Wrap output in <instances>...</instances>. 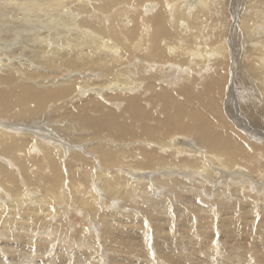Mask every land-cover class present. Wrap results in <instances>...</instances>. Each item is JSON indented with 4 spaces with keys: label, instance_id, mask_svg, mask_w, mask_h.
Masks as SVG:
<instances>
[{
    "label": "bare ground",
    "instance_id": "6f19581e",
    "mask_svg": "<svg viewBox=\"0 0 264 264\" xmlns=\"http://www.w3.org/2000/svg\"><path fill=\"white\" fill-rule=\"evenodd\" d=\"M188 1L0 0V51L6 49L9 57L25 59L0 58V118L19 119L7 123L16 131L0 126V264H81L70 256L65 244L61 246L62 241L70 243L73 238L83 245L79 234L88 237L82 231L75 233V226L73 229L65 218V200L70 195L65 189L78 174L74 171L69 178L67 166L60 164L65 155L60 154L57 143L65 128L57 127V121L60 105L67 106L74 97L88 93L90 103L78 118L80 124L92 128L93 135H111L121 143L144 139L141 146L123 147L110 139L112 144L88 148L89 158L96 154L106 166H115L116 174L112 171V177H106L107 190L130 196L140 188L142 197L154 194L147 196L151 209L138 221L127 215L114 218L119 215L117 210L100 211L93 217L102 215L99 233L105 242L107 235L125 236V226L131 224L129 234L137 237L133 242L140 245L145 241L140 248L143 264H152L150 247L145 248L150 227L158 251L155 249L164 255V262L156 264L168 260L173 264H264V146L250 144L235 129L233 113V120L224 115L222 83L218 81L223 76L186 70L220 66V53L226 48L223 39H214L215 27L201 20L204 13H212L214 5L219 8L221 0ZM257 1L264 5V0ZM249 6L234 28L252 38V47L262 54L264 6L252 2ZM205 23L210 32L202 29ZM213 39L219 51L208 46ZM171 47L174 50L169 55ZM259 59L264 62V57ZM156 65L160 66L157 70ZM46 68L51 76L43 75ZM258 68L256 76L263 80L264 91V63ZM181 78L185 81L178 83ZM96 83L102 84L100 89L109 102L123 106L110 107L99 98L101 92L93 94ZM251 97L252 115L259 114L258 130H264L256 96ZM188 142L201 145L218 162L181 173L184 165L195 163L179 158ZM154 143L156 147L151 146ZM73 156V160L85 162L80 154ZM122 166L130 175L146 170L167 173L163 177L148 173L149 180L136 186L132 176L129 179L118 173L122 170L116 167ZM80 198L89 212L99 210L96 203ZM115 219L117 223H112ZM91 234L89 244L98 248ZM109 245L106 247L112 251ZM132 257L120 255L117 262L134 264Z\"/></svg>",
    "mask_w": 264,
    "mask_h": 264
},
{
    "label": "rangeland",
    "instance_id": "374dc122",
    "mask_svg": "<svg viewBox=\"0 0 264 264\" xmlns=\"http://www.w3.org/2000/svg\"><path fill=\"white\" fill-rule=\"evenodd\" d=\"M188 2H190V0ZM192 2L193 1H191V3ZM250 2L255 3V5H259V7L261 6V8L264 6L263 3L262 4L258 3L257 0H221V1H219V3H220L219 8L215 9V5H214L212 13L211 12L204 13V16L201 20L206 21L208 23V25H207V23L203 24L202 29L204 28L203 30L205 32L206 31L210 32V29H209L210 27H207V26L213 25V27H215L214 32L216 31V33L213 32L214 39H217V40L223 39L224 40L226 48L224 50V53H220V56L222 57L223 61H221L220 66H217L215 68H210L207 71H205V68H202V70H200V69L198 70L196 67L192 68V69H186V70L190 74H194V73L199 74L201 72H205L206 74L216 73L217 75L223 76V77H220V79L218 81L222 83V91L220 94V99H221L222 111H223L224 115L231 118L232 117L231 115L233 113V115L235 117V124L233 126L235 127V129L238 132H241V133L243 132L242 134L245 136V138H247L248 142H251L250 144H254V145L259 144V145L264 146V133H263L264 130H261V131L258 130L259 126H257V124H258L257 115H259V114L256 113V115H254V114L252 115V112H251L252 110L250 108L253 105V103H252L253 99H252L251 95H255L256 97H255L254 101H256V105H257V108L259 110L260 115L262 117H264V101H262L264 99L263 98L264 97V91H262L263 89L261 88V83H260V82H263V80L261 78H259L258 76H256L258 69H259L258 67L264 63V62L262 63L259 61L260 60L259 57H261L263 59L264 51L262 52V54L257 53L256 49L254 47H252V45L254 44V41L252 42V40H250L252 38L245 36L242 33V31L240 30V28L237 30L234 28L236 26V24L239 25V23H240L239 21H240L241 15H242V11L245 12L246 9L250 10V8H248V7H250L249 6ZM122 7H124V6L122 5ZM218 20H219V22H218ZM234 30H236V31H234ZM233 31H234V33H233ZM205 32H203L202 34H204ZM217 35H218V37H216ZM207 36L208 35L206 34V37ZM209 37H210V33H209L208 38ZM220 37H222V38H220ZM210 39H211V37L208 40H210ZM214 39H213V41H210V42L208 41V43H209L208 46H210V47L214 46L215 49L213 48V50L217 49V51H219V48L217 47V41H215ZM232 39H233V42L231 41ZM231 42H232V44H231ZM191 43H194V42H191ZM172 50H174L173 47H171L167 53L170 55L172 53L171 52ZM255 54H256V56H255ZM1 56L5 57L3 59H7V60L11 59V61H14L16 59H17L16 61L25 60L24 58L20 57L19 55L15 56V58L9 57L10 55H8V53L6 52V49H4L3 51H0V58L2 59ZM220 56L218 58H220ZM6 57H9V58H6ZM141 64L144 65V63H142V62H141ZM159 67H160L159 65H156V67H155L156 70ZM2 69L0 68V71ZM46 70H48V71L44 72V70H43V72L46 73V74L42 73L43 75H46V76L50 75L51 76L53 74L50 69L46 68L45 71ZM192 72H194V73H192ZM251 77H252V79H251ZM223 78H225V79H223ZM22 80H24V79H22ZM184 81H185V79L181 78L180 81L178 80V83L184 82ZM97 85L92 86V88L94 90L93 94L97 93V92H101V94L99 95V98L102 99V97H103L104 102H106V104L109 103L107 105L110 107L118 106V108H121L123 106V104L121 102L120 103L116 102L115 104L109 102L108 101L109 97L106 95V93H103L102 89H100V88H103L102 84L98 83ZM1 87L3 88V86H1ZM98 89H100V90H98ZM88 96H90L89 93L86 95H83L79 99L74 97L75 99L73 98V100L71 101L72 103L70 102L71 105L69 103L67 104V106L70 105L69 107H67L66 105H60L58 107L57 127L65 128V132L64 133L61 132V134L59 136V139H60L59 142L57 141L58 147H60V149H62L61 151H64V152H61L60 150H58V151L60 152L61 155H65V156L60 155L62 157V158L60 157V160L62 159L60 161V164L63 167L67 166V168H65V169H67L70 173L69 178H71V175H72V173H74V171L78 174V176L75 174L76 178L71 183H68L67 184L68 188H67V190L65 189L66 195L70 194L69 197H67L65 200V204H67V207H66V210H67L66 216L67 217H65V218L68 221L67 224H69L71 227H73V229L75 226V229H74L75 233L82 231V233L84 232L85 235H87V237H88V239H86L85 236H83L82 234H79L80 240L83 243V245H78L76 240L73 238L72 241H70V243L67 242V240H65V243L62 241L61 246L65 244L67 247V250H69V252H70V256H73V258H75V259L77 258L81 264H118L117 260L120 258V255L129 256L130 254L133 256L132 259L134 261L133 262L134 264L135 263L143 264L144 258L142 257V255L140 253V248H141V245L145 241H143L142 244L140 243V245H137V243L133 242L137 239V237L134 238L133 234H129V232L131 230L128 228L131 227V224L130 225L128 224L125 226V230L128 231V232L126 231L125 236L107 235L105 237L107 239V242H105L102 239L101 234L99 233L100 232L99 231L100 230L99 225L101 224V221H102V215H101V217H99L95 220L93 219V217L99 216L100 211L102 213H104V212L109 213L108 211L116 212L115 210H117L119 215H117V216L113 215L114 218L124 219L123 216L127 215V218L132 217L133 220L136 219L138 221V219H140V218H145L144 212H146V210L148 211L151 209L150 208L151 204L149 203V201H147L148 200L147 198L150 196L154 197V194L152 192H150V193L145 194L146 198L142 197L141 193H140V191H141L140 188L137 191L135 190L136 192H134L130 196L128 194H125V195L122 194L121 195V193H118V192L113 191V190H109V191L107 190L108 178H106V177H112L113 172H114V174H116L117 171L113 170V168H115V166L112 167V165H109V164L106 166V164H104L100 158H97L98 156L96 157V154H95V156L93 155V158H89L88 153H90V150H92L91 145H92V147H94L95 146L94 144H98V143H100V144H112L110 139H113L114 141H116V140L111 135H107L106 137L105 136H103V137L95 136V135H93L94 132L92 131V128H90V127L87 128L86 126L80 124V120L78 117L83 113L85 106L88 105V104H86L88 102V100H87ZM258 97H262V98H258ZM74 103L77 105H74ZM83 103H85V104H83ZM88 103H90V102H88ZM78 105H79V107H78ZM69 108L71 110H69ZM107 109H108V107H107ZM66 110H68L69 112H64ZM71 111L73 112L72 115L70 113ZM61 112L62 113L64 112V114L67 113V114H65L67 117L64 114H62ZM93 112L97 113L99 111H98V109H93ZM228 112H230V113H228ZM68 113L70 116L68 115ZM227 113H228V115H227ZM61 115H62V117H61ZM76 115H77L78 119L75 120L74 117H76ZM59 116H60V118H59ZM24 117H26V116H22L21 118H24ZM68 117H72V118L69 119ZM62 118H65V119L63 120ZM231 119L233 120V117ZM17 121H19V119L16 120L13 118H6V117L0 118V126L4 129L8 130V131H12V130L16 131L17 128H15V127L11 128V126L7 123L17 122ZM249 125L251 127H248ZM254 125H255V127H254ZM69 128L70 129L72 128V129L69 130ZM260 129H263V128H260ZM25 132L28 134L31 133L30 135L33 134L32 133L33 131H29V130H27ZM33 135H36V134H33ZM79 135H80V137H79ZM188 137L190 138V136H188ZM80 139L82 140V143H80L81 142ZM143 140L144 139H142V138H135L133 140H128L129 142H126V143L123 142L124 144L121 142H117V141L115 143L117 145L119 144L123 147L124 146L132 147V145H135V146L143 145L144 143L141 142ZM151 146L156 147V143L151 144ZM96 147H98V145ZM251 147H253V146L251 145ZM186 149H187V151L183 155H180L179 158L181 160L187 159L190 161H195V163H192L191 166H189L187 164L184 165L183 166V167H185L184 171L179 170L181 173L186 174V173H188V169L189 170L195 169L196 166H198L199 164H202L203 167L206 164L209 166H214V162H218L216 159V155H215V159H214L212 157V154L205 152L206 149L204 147H202L201 145H198L196 142H188V146ZM35 150H36V148H34V151ZM74 154H80L85 159V162L79 161L78 159L73 160ZM70 155H72V156H70ZM18 156H19V154H18ZM85 157H87L88 160H86ZM91 159H93V160H91ZM224 160H225L224 158H220V161H224ZM91 161H93V162H91ZM1 162H2V160H0V163ZM65 162L68 163V165ZM88 163H90V164H88ZM116 168H119L117 170H122V171L118 172L122 176L127 177L129 179L132 176L131 182H133V183L135 182L134 184H137L136 186L141 184V182L145 183L147 180H149L150 177L147 176L148 173L152 174V177L155 175H161L163 177L167 173V172L166 173H163V172H154L153 173V171L146 170V173L145 172L144 173H142V172L132 173L131 172L132 174L130 175L129 173H127V171H128V169H126L127 167L122 166V167H116ZM104 169H105V171L108 172V175H103V176L99 175L100 173L105 172ZM110 172H111V174H109ZM203 175L205 176L206 173H203ZM26 176H27V174H26ZM172 177L174 178L175 176H172ZM245 178H248V177H245ZM27 180H28V178H27ZM25 182L28 183L26 181V177H25ZM70 185L71 186L75 185V187L72 186L73 187L72 188V187H70ZM89 185H90V189L88 188ZM257 185H258V183H257ZM85 187H87V188H85ZM29 188L32 189V186ZM87 189H89V190H87ZM73 190H75V191H73ZM113 192H114V194H113ZM137 192L139 194H137ZM85 193H88V194L85 195ZM37 194H39V193H37ZM83 195L88 196L89 198L88 197L84 198ZM94 195H96V196H94ZM80 197H83L85 199L84 201H86V202L89 200L91 203L92 202L96 203V205L99 206V210L89 212L88 205H86V204L84 205L83 199ZM157 197L162 198L163 196L161 197V195H158ZM86 198L88 200H86ZM145 201H147V202H145ZM126 203H127V205H125ZM70 205H73V206H70ZM74 207H75V209H74ZM77 209H78V211H77ZM178 221L180 223L181 219H179ZM196 222L197 221H194L193 224L195 225ZM112 223H117V220L116 219L113 220ZM147 224H148V222H147ZM150 230H151V227H150ZM150 230L148 232L147 237L145 238L146 240L149 241V242L147 241L145 248L148 249V247H150L152 249V250H150V248L148 249L150 251V253L152 252V254H150L151 258H152L151 263L156 264L160 261L164 262V255L161 254L162 256H160L159 252H157L158 247H157L156 240L154 237L155 235ZM196 231H198V230L196 229ZM91 233L94 236V242H96L98 244V248H94L89 244V242H90L89 239H91L90 238ZM214 233H216L215 237L217 240V230L216 229L214 230ZM98 235H99V237H96ZM55 236L56 235H54L53 237H55ZM150 237H152V238L150 239ZM120 238L123 239L122 241L126 242L127 244L120 242L121 241ZM130 238H133V239H130ZM59 239H60V237H59ZM121 243H122V245H121ZM128 243H131V244H128ZM108 244H111V245H109V247L112 251H109L107 249L106 245H108ZM112 245H114V246H112ZM116 245H117L118 249L116 248ZM129 246L130 247L132 246V247L129 248ZM155 247H156L157 251H156ZM124 248L126 251H124ZM131 250L135 251L136 253L131 251ZM166 251H169V250H166ZM70 262H71V260H70ZM70 264H72V262ZM166 264H173V261L168 260V262Z\"/></svg>",
    "mask_w": 264,
    "mask_h": 264
}]
</instances>
